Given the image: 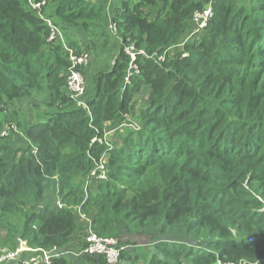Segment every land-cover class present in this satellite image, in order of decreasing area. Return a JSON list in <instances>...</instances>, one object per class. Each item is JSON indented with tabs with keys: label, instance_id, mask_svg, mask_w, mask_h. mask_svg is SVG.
I'll return each instance as SVG.
<instances>
[{
	"label": "trees",
	"instance_id": "trees-1",
	"mask_svg": "<svg viewBox=\"0 0 264 264\" xmlns=\"http://www.w3.org/2000/svg\"><path fill=\"white\" fill-rule=\"evenodd\" d=\"M35 1L0 0L1 246H66L52 264H104L72 254L86 234L77 206L93 233L129 244L118 264H264V0ZM47 20L77 54L72 36L118 39L87 107L65 87ZM125 46L138 51L127 84Z\"/></svg>",
	"mask_w": 264,
	"mask_h": 264
},
{
	"label": "built area",
	"instance_id": "built-area-1",
	"mask_svg": "<svg viewBox=\"0 0 264 264\" xmlns=\"http://www.w3.org/2000/svg\"><path fill=\"white\" fill-rule=\"evenodd\" d=\"M30 7L33 10H38L44 1L38 2L35 0H28ZM211 15L210 8L206 7L202 11L197 12L193 16V23L195 26L188 34L187 38L191 37L193 34L201 31L205 28L208 23L209 17ZM45 25L48 29L47 42L59 41L63 46V49L67 55V60L69 65L67 67V74L65 80V87L70 95V97L76 100L77 105L87 107L82 100V96L85 94L86 83L84 76L82 74V69L87 65L88 53L82 52L77 54L74 49H72L65 42V37L63 31L58 25H55L50 20H47ZM111 28V27H110ZM127 48V49H125ZM125 53L129 57V71L125 77V82L127 84L129 76L132 73H138L137 67L135 66L134 60L136 51L132 46L124 47ZM143 54V51H140ZM100 169H103L99 165ZM94 173L92 172L91 175ZM264 210V207H263ZM3 232V231H2ZM2 232L0 234H2ZM5 235V234H4ZM252 241V238L248 239ZM129 248L127 243L121 242L117 238L113 237H101L92 232L90 228V222L87 223L86 234L83 236V244L78 249V251L72 252L76 256L80 255H102L104 257V264H118L121 261V253ZM27 252L31 254L39 253L40 256H25L22 257V253ZM51 257L46 255V251L41 249H31L27 247L23 242H18L17 247L13 250H7L0 246V264L12 263L17 261L19 264H52L50 261ZM218 264H224L219 262ZM232 264V263H226ZM249 264H258L257 262Z\"/></svg>",
	"mask_w": 264,
	"mask_h": 264
},
{
	"label": "rangeland",
	"instance_id": "rangeland-1",
	"mask_svg": "<svg viewBox=\"0 0 264 264\" xmlns=\"http://www.w3.org/2000/svg\"><path fill=\"white\" fill-rule=\"evenodd\" d=\"M111 16L112 14H109V12L107 13V19L111 20ZM107 24V29L111 27V29L114 28V25L112 23H109V27H108V23ZM105 26V24H104ZM99 33V32H98ZM111 33V32H110ZM114 36V35H113ZM106 37H109V40H105L104 39H98L96 38V36L92 37L91 39H89L86 35H76V36H72V39L76 40L78 43H80V48L82 49V51L88 53V62L87 65L83 68L82 74L84 76L85 79V83H86V88H85V95L86 97H91L94 93V87H93V75L97 72V71H105L107 69H109L111 63L113 64L114 60L111 61V58L113 56H110L111 52L113 51V54L115 55V51H117V49H114V45L113 42L110 40L112 39V36L110 34H106ZM114 39V38H113ZM116 39V38H115ZM118 40V39H117ZM88 45V50H86V46ZM127 49V48H125ZM176 49H180L179 47H176ZM175 48L171 49V53H174ZM146 94L143 91V88L141 89V91L138 92V94H135L134 97L132 98V100L134 99L136 105L138 106L137 109H139V107H141L144 102H145V98H146ZM106 129L104 130V135H103V140L105 141V143L110 146L111 143L115 140L114 134H115V125L109 124V122L105 123ZM132 128V129H136L137 125L136 123L133 124H120L117 128L122 130L123 128ZM102 175L99 176V178ZM95 175L92 176L91 179H89L92 183L95 181ZM103 178V177H101ZM58 205L54 204L53 208L57 209ZM76 210V219L77 222L79 224V228L78 229H82L85 230L87 229V223L89 222V216L84 214L83 212H81V210L76 206L73 207ZM7 230L3 231L2 234H0V246L5 243L6 241V234ZM83 232H78L76 235L75 240L78 242V246L81 244V242L83 241ZM6 237V238H5ZM10 239V238H9ZM129 245V244H128ZM2 248H7L6 246H1ZM150 247V244H146L143 246V250H146V248ZM129 249V248H128ZM133 259L131 258L130 260L126 261L125 259L123 260L125 263H131L134 264V262L132 261ZM6 264H19L17 261H14L12 263H6ZM136 264H141V260H137Z\"/></svg>",
	"mask_w": 264,
	"mask_h": 264
},
{
	"label": "crops",
	"instance_id": "crops-1",
	"mask_svg": "<svg viewBox=\"0 0 264 264\" xmlns=\"http://www.w3.org/2000/svg\"><path fill=\"white\" fill-rule=\"evenodd\" d=\"M105 25L107 26V24L105 23ZM107 28V27H106ZM111 34V33H110ZM112 37H113V35H111ZM100 39H102V38H100ZM104 39V38H103ZM105 40H106V38H105ZM109 40V39H108ZM112 42H113V45H114V49H118V43H117V40L115 39V37H114V39L112 38V39H110ZM114 51V50H113ZM113 51L111 52V54H110V56H113L112 58H111V61L113 60V58L115 57V55L117 54H113ZM110 68V67H109ZM108 70V69H107ZM86 96V95H85ZM78 246H76V248H77ZM40 256V254L39 253H35V254H31V253H27V256L28 257H32V256Z\"/></svg>",
	"mask_w": 264,
	"mask_h": 264
},
{
	"label": "water",
	"instance_id": "water-1",
	"mask_svg": "<svg viewBox=\"0 0 264 264\" xmlns=\"http://www.w3.org/2000/svg\"><path fill=\"white\" fill-rule=\"evenodd\" d=\"M206 7H208V6L206 5L205 8H206ZM65 250H66V246H61V247H58V248H54V249H52V250H50V251H47V252H46V255H47L48 257H53V256H56V255H58V254L64 252Z\"/></svg>",
	"mask_w": 264,
	"mask_h": 264
}]
</instances>
